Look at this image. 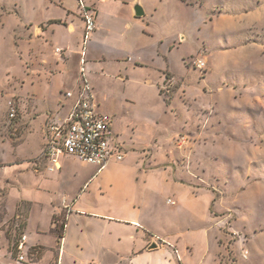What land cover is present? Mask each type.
Returning <instances> with one entry per match:
<instances>
[{"label": "rangeland", "instance_id": "1", "mask_svg": "<svg viewBox=\"0 0 264 264\" xmlns=\"http://www.w3.org/2000/svg\"><path fill=\"white\" fill-rule=\"evenodd\" d=\"M82 1L98 20L85 45L83 72L101 110L113 117L114 130L127 126L129 142L137 134L131 155L162 177L148 183L156 190L148 201L159 215L149 218V225L161 233L179 231L184 245L175 248L181 264L184 251L188 264H264V0ZM56 2L84 30L77 0H0L3 149L15 151L25 141L21 113L34 117L31 108L39 113L38 131L44 116L58 111L60 99L49 81V70L54 71L48 67L57 57L46 47L41 52L48 58L32 59L40 44L29 42L30 26L60 16ZM133 2L142 7L143 18L132 15ZM55 32L52 47L66 39L63 30ZM77 41L75 51H81L78 37L66 40ZM69 55L58 72L63 90L81 78L79 55ZM9 101L18 122L8 119ZM15 123L22 128L15 131ZM16 160L0 161V226H12L16 215L27 217L26 203L15 199L14 208L9 203ZM72 169L85 172L79 165ZM41 182L57 201L60 186ZM46 196H37L43 206ZM166 199L177 207L167 206ZM49 213L45 207L34 210L31 224L46 229Z\"/></svg>", "mask_w": 264, "mask_h": 264}, {"label": "crops", "instance_id": "2", "mask_svg": "<svg viewBox=\"0 0 264 264\" xmlns=\"http://www.w3.org/2000/svg\"><path fill=\"white\" fill-rule=\"evenodd\" d=\"M54 6H59L60 16L49 15L36 27L30 26L32 33L29 37L32 39L29 42L40 44L39 54L31 52L32 59L36 58L35 55L48 58V55L43 56L41 52L46 47H49L51 55L54 54L57 57L55 62L49 60L48 67L54 71L49 70L51 74L49 81L54 82V95L60 99L57 104L58 111L48 112L38 131L34 127V122L40 117L39 113L32 108L34 117L21 113L20 122L23 126L27 125L23 135L25 141L20 143L15 151L0 147V161L17 158L9 178L12 181L9 203L12 207L13 205L17 207L15 199H19L29 207L25 220L20 215H16L12 226L6 222L0 226L1 264H17L15 245L20 236L26 237L22 250L25 257L24 264H177L174 254L175 246L180 248L184 245L179 231L168 228L165 233H161L157 227L148 223L149 218L159 216L155 204L148 201V193L156 191L148 183L162 180V177L151 170H144L143 162L135 155H131V152L136 150L132 139H136L137 134L129 142L125 139V134L129 133L127 126L121 127L119 131L114 130V119L101 110L100 102L92 86L98 111L111 117L110 132L114 141L125 152L124 160L120 163L110 162L106 168L98 171L94 166L82 164L74 158H64L59 161V170L49 172L47 169L49 162L38 158L44 144L47 126L61 122L69 112L72 100L65 99L64 93L74 92L76 88V85L75 87L73 85L72 89L63 90L62 76L58 73L69 63L71 59L69 53L75 52L76 55L80 53V50L75 51L78 41L70 44L66 40L75 36L76 39L78 37V40L83 41L82 26L76 24L74 15L64 9L61 2L54 3ZM132 15L134 16L133 10ZM94 17L95 31L87 42L94 37L98 29L97 13ZM82 23H84L83 20ZM57 29L64 31L66 39L61 43H53L55 47H52L50 42H53V35ZM77 29L80 30L77 31L78 33ZM92 45L94 46V43L91 47ZM56 48H59L62 53L56 54ZM87 56L88 50L85 51V63ZM51 114L53 117H50ZM15 121L18 122L17 117L10 122ZM15 125L13 126L15 131L22 128L21 124ZM125 143H128L127 147ZM25 159L31 160L25 161ZM73 165H79L85 172L75 173L72 169ZM41 181L55 182L60 186L61 193L57 201L53 200L49 191L42 190L43 182ZM141 184L142 187H140ZM42 194L47 195V205L44 206L42 201L37 199V196ZM167 201L174 204L170 205ZM165 204L174 209L177 207V203L171 199H166ZM44 207L50 209L48 215L50 223L46 229L39 227L36 223L31 224L33 211H41ZM55 220L62 223V229L55 226V222L51 223ZM10 231L12 236L8 237L7 234ZM152 244H155L156 248L149 250ZM186 253L184 251L182 254L183 264H188Z\"/></svg>", "mask_w": 264, "mask_h": 264}, {"label": "built area", "instance_id": "3", "mask_svg": "<svg viewBox=\"0 0 264 264\" xmlns=\"http://www.w3.org/2000/svg\"><path fill=\"white\" fill-rule=\"evenodd\" d=\"M77 2L84 22L83 41L79 53L81 78L74 92L64 93L65 99L72 100L66 117L59 123L49 124L46 128L44 144L38 158L49 162L47 168L49 172L59 170V161L64 158H74L82 164L94 166L98 171L106 168L110 162L120 163L125 158V152L111 135V117L98 111L93 89L83 72L85 45L95 31V17L82 0H77ZM55 53L61 54L62 52L56 48ZM202 65L199 63L198 67ZM7 105L8 119L14 121L17 117L16 105L12 101H9ZM167 203L174 204L171 201ZM25 241L26 237L20 236L15 245L17 264L25 263V257L22 254ZM174 254L177 264H181L177 250Z\"/></svg>", "mask_w": 264, "mask_h": 264}, {"label": "water", "instance_id": "4", "mask_svg": "<svg viewBox=\"0 0 264 264\" xmlns=\"http://www.w3.org/2000/svg\"><path fill=\"white\" fill-rule=\"evenodd\" d=\"M132 10H133V14H134V17L135 18H142L144 16V11L142 9V7L137 3L135 2L133 5H132ZM156 246L155 244H152L149 246V250H152V249H155Z\"/></svg>", "mask_w": 264, "mask_h": 264}]
</instances>
